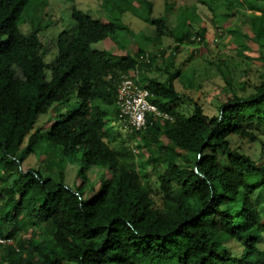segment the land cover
I'll use <instances>...</instances> for the list:
<instances>
[{"label":"trees","instance_id":"trees-1","mask_svg":"<svg viewBox=\"0 0 264 264\" xmlns=\"http://www.w3.org/2000/svg\"><path fill=\"white\" fill-rule=\"evenodd\" d=\"M102 1L114 12L110 0ZM141 3L151 15L152 3ZM30 6L31 0H0V236L10 240L0 246V264H264V162L242 147L261 146L252 128L264 127V70L254 93L234 92L212 116L198 102L190 115L180 111L185 95L175 86L181 71H169L174 58L164 81L139 76L152 102L173 118L132 132L147 148L155 145L142 163L129 147L111 146L106 127L112 115L117 118L121 78L137 67L149 69L156 56L148 64L143 46L122 56L93 49L107 39L116 42L120 31L133 32L74 8L75 29L58 35L57 54L46 63L41 28L36 18L25 19ZM116 7L120 17L137 14L131 2ZM143 19L155 27L145 42L159 46L171 33L179 44L194 43L188 19L187 29L179 22L171 32L166 17ZM27 22L31 31L24 34L20 26ZM252 24L264 41V11ZM41 153H59L58 165L77 159L79 184L68 186L62 170L59 181L35 167L23 170L31 155ZM190 156L193 167L178 164ZM149 165L157 174L160 207ZM94 166L108 170L107 176L85 199L84 169ZM233 242L241 253L229 249Z\"/></svg>","mask_w":264,"mask_h":264},{"label":"rangeland","instance_id":"rangeland-1","mask_svg":"<svg viewBox=\"0 0 264 264\" xmlns=\"http://www.w3.org/2000/svg\"><path fill=\"white\" fill-rule=\"evenodd\" d=\"M152 3V13L142 5L141 0H110L109 6L114 10L110 12L103 7L102 0H48L47 6H39L41 0H31V6L25 14V19L36 18V25L41 28L40 37L44 43L45 62L50 63L57 54L56 41L58 35L65 31H73L76 23L72 18V10L76 8L90 15L93 19L110 22L117 20L127 25L132 35L126 32L118 33L117 41L111 39L93 44L96 50H106L115 56L126 53H135L143 46L146 53L155 54V62L149 69L140 70L138 77L144 79H157L164 81L167 76V67L172 58L174 66L169 70L175 73L181 71L180 78L175 81L176 89L185 97L180 102V111L190 115L193 104L200 103L207 115H217L219 108L233 98L234 92L240 96H249L254 93V85L258 84L260 74L264 70V41L257 37L252 24V19L264 11V0H148ZM137 8V14L126 12L121 17L119 9L129 3ZM117 3V4H116ZM167 4H169L167 8ZM168 9V10H167ZM166 17L169 28L175 31L178 23L185 30L188 27L185 21L191 24L194 43L179 44L174 34L167 33L158 46L154 42H145L144 36L152 37L155 27L147 23L143 17ZM26 34L31 31L30 23L20 26ZM204 31V39L197 36ZM178 51L175 53V49ZM56 48V50H55ZM112 60H116L112 58ZM130 75H136L133 71ZM183 75V77H182ZM44 118L40 120V123ZM253 131L258 137V143H246L243 150L251 154L260 163L264 162V127L253 126ZM107 140L113 147H129L134 150L142 163H147L152 155V148H147L139 137L132 132L122 129L114 115L108 119L106 127ZM26 144V143H25ZM64 158V157H62ZM80 158V157H78ZM61 155L55 156L47 153L31 155L23 165V170L35 167L43 173L44 177L51 176L59 181L60 172L65 175V183L72 189L77 186L76 176L81 169V163L75 159L65 158L61 164ZM195 156L190 160L178 159L182 167H193ZM221 164L228 168L227 156L220 153ZM105 169L97 166L84 169L86 186L83 191L85 199H92L101 188V183L107 176ZM150 182L154 190V199L157 206L162 205V196L157 186V174L153 166L147 168ZM77 183V184H76ZM81 183V182H80ZM178 194V190L175 191ZM264 214V212H263ZM264 221V220H263ZM227 246L234 253H241L242 247L233 242Z\"/></svg>","mask_w":264,"mask_h":264},{"label":"built area","instance_id":"built-area-1","mask_svg":"<svg viewBox=\"0 0 264 264\" xmlns=\"http://www.w3.org/2000/svg\"><path fill=\"white\" fill-rule=\"evenodd\" d=\"M155 54L146 53L145 62L150 63ZM157 57V56H156ZM136 75H124L117 87L116 108L117 123L125 131L145 130L155 120H172L166 111H161L152 102L153 95L140 82L139 68L133 71ZM10 240L0 236V246L6 245Z\"/></svg>","mask_w":264,"mask_h":264},{"label":"crops","instance_id":"crops-1","mask_svg":"<svg viewBox=\"0 0 264 264\" xmlns=\"http://www.w3.org/2000/svg\"><path fill=\"white\" fill-rule=\"evenodd\" d=\"M148 37V36H147ZM105 42V41H104Z\"/></svg>","mask_w":264,"mask_h":264}]
</instances>
